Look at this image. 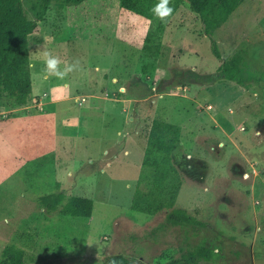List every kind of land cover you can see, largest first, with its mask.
Masks as SVG:
<instances>
[{"label": "rangeland", "instance_id": "374dc122", "mask_svg": "<svg viewBox=\"0 0 264 264\" xmlns=\"http://www.w3.org/2000/svg\"><path fill=\"white\" fill-rule=\"evenodd\" d=\"M22 3L35 19L39 0ZM158 3L52 0L38 21L29 37L27 106L58 104L47 127L66 150L58 169L53 157L21 167L13 137L0 142V260L13 245L39 256L37 264H105L117 254L133 264H166L205 246L214 257L202 264H264V0H246L213 31L221 59L187 0H168L172 12L163 20L152 12ZM235 53L245 57L243 77L259 81L243 86L222 75L221 64ZM45 54L59 58L60 71L72 70L49 74ZM17 106L0 97V131L23 118ZM139 119L180 127L175 206L199 210L204 226L174 225L165 210L136 207L147 204L153 187V170L142 166L148 138L137 133L126 146ZM23 130L28 143L37 134ZM28 143L23 155L30 160L41 150ZM57 191L93 199L92 217L39 204Z\"/></svg>", "mask_w": 264, "mask_h": 264}, {"label": "trees", "instance_id": "16d2710c", "mask_svg": "<svg viewBox=\"0 0 264 264\" xmlns=\"http://www.w3.org/2000/svg\"><path fill=\"white\" fill-rule=\"evenodd\" d=\"M83 0H66L67 3L78 4ZM192 11L197 13L206 26L205 34L212 40L214 55L221 59L218 44L213 38V31L228 21L231 15L246 0H187ZM35 11V19L28 18L22 0H0V97L6 95L18 106L26 105L32 93V77L30 70L29 37L47 13L52 0H39ZM166 18V17H165ZM156 33L163 32L160 24ZM149 49L150 34L145 38ZM160 45V42L159 44ZM245 57L235 53L220 66L222 75L231 81L247 86L246 82L259 81V77L245 78L242 67ZM264 75V71L262 72ZM180 127L165 121L154 119L148 136L142 166L153 170V187L147 195L152 198L146 205L136 207L141 211L166 212V221L174 225L204 226L199 218V210L191 214L188 210L175 206L182 180L178 179L175 156L181 144ZM145 199V198H143ZM39 204L47 211L59 210L67 217L89 219L94 210V200L83 196H66L61 192L43 194L38 198ZM214 251L200 246L172 258L166 264H202L214 256ZM40 257L33 252L17 248L13 245L4 248L0 264H37ZM132 258L117 254L110 256L105 264H133Z\"/></svg>", "mask_w": 264, "mask_h": 264}, {"label": "crops", "instance_id": "0c3cea01", "mask_svg": "<svg viewBox=\"0 0 264 264\" xmlns=\"http://www.w3.org/2000/svg\"><path fill=\"white\" fill-rule=\"evenodd\" d=\"M113 40L114 48L117 47V38L115 32L111 36ZM116 74V73H115ZM113 77V82H114ZM45 96L49 97V93H45ZM32 97V96H30ZM31 101V100H30ZM43 101H41V104H35L33 106H17L14 107V111L18 112L17 116L23 117L17 120H12L10 123V126L8 128H3L2 131H0V142L3 141L4 143H8V138L13 137V141L19 148V151L21 152V155H19L20 159L22 160L21 167H25L28 163L32 161H38V160H44L47 157H53L54 159V165H56V168L60 166V161L62 159V154L66 150V143L63 141L61 142L59 137L56 135V133L51 132V117H47V114H51L52 117L54 116V112L57 109V103L56 104H46L45 107H41ZM24 118L26 119L27 123L24 122ZM133 118H131V121ZM130 124V122H128ZM152 122L150 121H143L142 119H139L137 122H135L134 128L127 134V142L126 146L130 144L132 140L135 139L136 134H140L143 138V141L146 142V139L149 136V132L151 129ZM29 127L32 130L36 131V135L33 134L34 137H31L28 143V139L26 138L24 132L25 127ZM23 132V133H22ZM36 140V141H35ZM135 141V140H134ZM28 143L29 146L32 148V152L35 148L41 150V153H38L34 159H27V155H23L25 150V144ZM1 144V143H0ZM142 146V144H141ZM127 150V148H125ZM64 150V151H63ZM143 148L141 149V152ZM127 152V151H126ZM67 153V152H66ZM68 154V153H67ZM132 159V158H131ZM129 157L126 158L125 164L128 162L130 163L131 160ZM56 183H61L56 180ZM60 192V191H57ZM62 193V192H61ZM84 197V196H83Z\"/></svg>", "mask_w": 264, "mask_h": 264}, {"label": "clouds", "instance_id": "9594fccd", "mask_svg": "<svg viewBox=\"0 0 264 264\" xmlns=\"http://www.w3.org/2000/svg\"><path fill=\"white\" fill-rule=\"evenodd\" d=\"M167 5H168V0H160V3L155 5L152 9L153 15L163 20L165 17H167L172 12V9L168 7ZM44 63L46 66V71L51 75L62 77L67 71L72 70L71 67L69 66V67H66L64 71H60L59 65L61 61L59 60L58 57L53 56L51 54H45ZM120 91L124 92L126 90L124 88H121Z\"/></svg>", "mask_w": 264, "mask_h": 264}, {"label": "water", "instance_id": "95a60500", "mask_svg": "<svg viewBox=\"0 0 264 264\" xmlns=\"http://www.w3.org/2000/svg\"><path fill=\"white\" fill-rule=\"evenodd\" d=\"M203 27H204V29H205L206 26L203 24Z\"/></svg>", "mask_w": 264, "mask_h": 264}]
</instances>
